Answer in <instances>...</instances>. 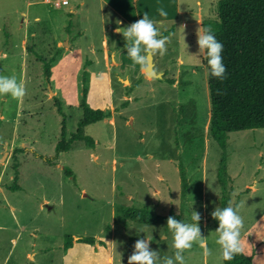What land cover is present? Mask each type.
Returning <instances> with one entry per match:
<instances>
[{"label": "rangeland", "instance_id": "374dc122", "mask_svg": "<svg viewBox=\"0 0 264 264\" xmlns=\"http://www.w3.org/2000/svg\"><path fill=\"white\" fill-rule=\"evenodd\" d=\"M55 1L0 0V264H223L225 191L231 236L264 264V128L228 133L224 190L222 150L208 133L201 22L216 17L218 0H116L145 30L118 23L101 0ZM110 20L116 66L98 50ZM148 50L162 78L139 72ZM83 89L110 117L84 127L93 145L75 141L56 157L62 121L67 139L81 118ZM123 206L173 212L181 224L124 219Z\"/></svg>", "mask_w": 264, "mask_h": 264}, {"label": "trees", "instance_id": "16d2710c", "mask_svg": "<svg viewBox=\"0 0 264 264\" xmlns=\"http://www.w3.org/2000/svg\"><path fill=\"white\" fill-rule=\"evenodd\" d=\"M201 29L202 64L207 71L210 99L208 133L222 150L218 178L224 190L228 133L264 128V0H218L216 17L203 20ZM53 60L54 57H51L49 61L43 62V73L47 81L50 77V62ZM165 80L172 83L171 79ZM80 109L81 118L77 122V128L67 139L65 120L62 121L61 139L55 145L56 157L60 152L69 150L75 141L93 145L94 141L85 135L84 127L110 117L109 111L93 109L87 105L85 89ZM58 111L60 112L59 108ZM65 172L70 173L67 170ZM16 176L17 172L14 178ZM182 180L185 190L184 174ZM231 210L229 194L225 191L220 200L217 220L222 262L253 264L251 256L245 255L238 248L229 232ZM120 212L124 219L147 225L181 224L178 214H157L147 206H123L120 207ZM72 241V237H66L63 249L70 248ZM77 242L94 244L95 240L91 237H79Z\"/></svg>", "mask_w": 264, "mask_h": 264}, {"label": "crops", "instance_id": "0c3cea01", "mask_svg": "<svg viewBox=\"0 0 264 264\" xmlns=\"http://www.w3.org/2000/svg\"><path fill=\"white\" fill-rule=\"evenodd\" d=\"M102 1V7L104 6V7H106L107 8V10L109 11V13H110V15L113 17V18H115L116 16H118V23H121L122 21H126V22H128V24H131V25H134L133 23H134V21L133 20H135V21H137V18H136V16H137V11H136V9L135 8H133L132 7V9H133V11H134V14H135V17L134 18H132V19H129V18H127L125 15H123L122 13H121V11H120V9H119V7H122V6H120L119 4H117L116 3V0H114L113 2H111L110 0H101ZM69 3V2H68ZM67 5V4H66ZM119 6V7H118ZM202 11H201V9L200 10H198L197 12H196V18H195V20L197 21L198 20V18H200L201 19V15H202V13H201ZM35 19H38V18H35ZM114 21L115 20H113V23H114ZM200 21V20H199ZM162 22V21H161ZM137 23H139V24H141L142 25V28H143V30H145V28H147L146 27V20H139V21H137ZM111 25H112V20H110L108 23H105V25L103 26V29H102V35H103V37H102V39H101V48H98V50L100 51V53L102 54V59H103V62H104V65L105 66H107V63L110 61V64H111V66H116L118 63H120V61H118L116 58H115V56H116V54H117V52L120 50L119 48H113V49H111L110 47H109V42H108V40L104 37V31H105V28L107 27V28H110L111 27ZM112 32L113 33H118V32H120V29L119 28H116L114 25H112ZM56 45L57 46H59L58 45V42L56 43ZM69 47V46H68ZM90 50L91 51H93L94 50V47H93V45H91L90 46ZM153 52V51H152ZM152 61H154V59H153V57H152ZM154 63V62H153ZM144 68H145V64H140V66H139V72L140 71H143L144 70ZM163 73V72H162ZM144 80H147V79H144ZM78 237H75V240L77 239ZM77 242V241H76ZM83 243V242H82ZM74 243H73V241H72V245H73ZM85 244H87V243H85ZM72 248V246L70 247V248H68V249H71ZM67 249V250H68ZM64 260H65V262H64V264H69V262L66 260V256L63 258ZM107 260L109 261V262H112L113 261V258H112V256H107ZM78 262V261H77Z\"/></svg>", "mask_w": 264, "mask_h": 264}, {"label": "water", "instance_id": "95a60500", "mask_svg": "<svg viewBox=\"0 0 264 264\" xmlns=\"http://www.w3.org/2000/svg\"><path fill=\"white\" fill-rule=\"evenodd\" d=\"M144 72L147 76L153 77V78H162L163 73L159 72L156 73L153 70V61H152V54H151V50H148L147 52V57H146V66L144 68ZM126 81V80H125ZM5 156V155H4ZM3 156V157H4Z\"/></svg>", "mask_w": 264, "mask_h": 264}, {"label": "built area", "instance_id": "2783aa9c", "mask_svg": "<svg viewBox=\"0 0 264 264\" xmlns=\"http://www.w3.org/2000/svg\"><path fill=\"white\" fill-rule=\"evenodd\" d=\"M66 4H68V0H56V1L54 2V5H55L56 7H60V6H62V5H66Z\"/></svg>", "mask_w": 264, "mask_h": 264}]
</instances>
